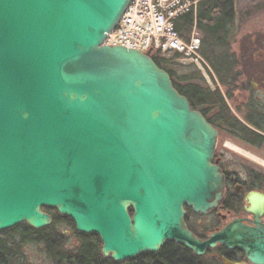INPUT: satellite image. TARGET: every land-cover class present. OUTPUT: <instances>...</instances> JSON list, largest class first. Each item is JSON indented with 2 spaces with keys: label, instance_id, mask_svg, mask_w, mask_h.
I'll list each match as a JSON object with an SVG mask.
<instances>
[{
  "label": "water",
  "instance_id": "1",
  "mask_svg": "<svg viewBox=\"0 0 264 264\" xmlns=\"http://www.w3.org/2000/svg\"><path fill=\"white\" fill-rule=\"evenodd\" d=\"M130 1L0 0V232L49 227L48 208L114 262L219 242L264 264L261 192L245 196L252 226L187 229L184 207L223 197L217 130L147 54L104 44Z\"/></svg>",
  "mask_w": 264,
  "mask_h": 264
},
{
  "label": "flooded vegetation",
  "instance_id": "2",
  "mask_svg": "<svg viewBox=\"0 0 264 264\" xmlns=\"http://www.w3.org/2000/svg\"><path fill=\"white\" fill-rule=\"evenodd\" d=\"M239 17L234 5L232 20L221 21V34L216 42L207 43L196 29L202 61L200 67L191 64L186 70L185 97L187 101L193 100V95L199 93L200 102L195 100L194 110L201 112L217 130L212 161L224 177L223 197L214 210L203 214L184 207L185 225L200 242L235 219L252 226L253 216L245 210V196L251 191L264 194V180L254 170H247L243 164L232 167V162L225 158L226 150L220 149L216 156L223 138L250 147L262 146L264 141V26L256 23L253 16L246 21ZM196 70L202 78L196 77ZM209 97L216 104H209ZM241 208L244 213L234 212ZM261 221L264 224V214ZM152 254L151 261L142 260L139 264H171L167 260L171 257L180 260V264H251L243 251L228 249L219 242L213 247L206 246L202 254L174 242H165Z\"/></svg>",
  "mask_w": 264,
  "mask_h": 264
},
{
  "label": "trees",
  "instance_id": "3",
  "mask_svg": "<svg viewBox=\"0 0 264 264\" xmlns=\"http://www.w3.org/2000/svg\"><path fill=\"white\" fill-rule=\"evenodd\" d=\"M235 0H200L196 10V29L206 42H216L221 34V21L232 20L233 7ZM175 30L179 35L187 40L193 27V16L191 12L184 13L177 17L174 21ZM147 55L157 64L158 67L164 69L170 76L175 89L183 96L187 95L185 78L188 66L175 67L168 65V60L160 58L157 52H147ZM196 77H201L198 70L195 71ZM199 93L193 95V100H189L191 108L197 107L196 101H200ZM196 100V101H195ZM209 104H216L210 97ZM223 110V109H221ZM264 142V141H263ZM52 216V224L49 227L34 230L27 224H20L10 230L0 232V264H11V262L19 261L18 251L25 242L43 243L48 256L53 259L56 264H139L142 260L151 261L153 254H141L134 258L114 262L109 257L101 255V241L96 234H82L75 230L72 220L66 216L58 214L53 209L43 208ZM63 224L73 230L75 235L80 239L79 245L75 250L68 251L63 248L60 241L61 233L56 226ZM19 240H16V235ZM166 250V249H164ZM171 264H180L175 257L169 259Z\"/></svg>",
  "mask_w": 264,
  "mask_h": 264
},
{
  "label": "built area",
  "instance_id": "4",
  "mask_svg": "<svg viewBox=\"0 0 264 264\" xmlns=\"http://www.w3.org/2000/svg\"><path fill=\"white\" fill-rule=\"evenodd\" d=\"M199 0H131L116 29L105 43L141 52L154 51L162 57L191 61L199 65V38L193 30L188 41L175 30V19L187 12L195 15Z\"/></svg>",
  "mask_w": 264,
  "mask_h": 264
},
{
  "label": "rangeland",
  "instance_id": "5",
  "mask_svg": "<svg viewBox=\"0 0 264 264\" xmlns=\"http://www.w3.org/2000/svg\"><path fill=\"white\" fill-rule=\"evenodd\" d=\"M234 5L236 7L237 13L240 15L239 17L240 20H243V21H246L248 19L251 20L253 16V19L255 20L256 23L260 24L261 26H264V0H235ZM247 16L249 18L245 19V17ZM158 55L160 58L168 60L169 62L168 65H174L175 67L189 66L191 64L193 65V63L190 61L178 60L177 56L168 58V57H162L160 53ZM186 72L187 71H185V73ZM209 85L211 86V83H209ZM227 142L231 143L233 141L227 138L220 139V142L218 145L219 147L217 149L218 153H216V156L220 154V149L226 150L227 154L225 155V158L229 159L230 162H232L233 164L232 167L237 168L239 164H243L247 167V170L248 169L249 171L254 170L264 180V166L231 150L225 145ZM233 143H235L234 145L240 147L241 149H244L264 159V142L262 146H256V147H250L247 144L243 145L235 141ZM240 177L243 178L244 176L240 175ZM234 212L244 213L242 208ZM56 229L59 231V233H61L62 237L60 238V241H62L63 248L68 251L75 250V248H77V246L79 245L80 239L77 237V235H75L73 230H71L70 228H68L67 226L63 224L57 225ZM15 235H16V240H19V235L17 234ZM18 257L20 258L19 261H17L18 264H56L53 261V259H51L48 256L44 244L33 242V241L25 242L22 244V246L19 248V251H18Z\"/></svg>",
  "mask_w": 264,
  "mask_h": 264
},
{
  "label": "bare ground",
  "instance_id": "6",
  "mask_svg": "<svg viewBox=\"0 0 264 264\" xmlns=\"http://www.w3.org/2000/svg\"><path fill=\"white\" fill-rule=\"evenodd\" d=\"M226 145L231 150H233V151H235V152L247 157L248 159H250V160H252L254 162H257V163H259V164L264 166V159L254 155V154H252V153H250V152H248V151H246L244 149H241V148H239V147H237V146H235V145H233L231 143H227Z\"/></svg>",
  "mask_w": 264,
  "mask_h": 264
}]
</instances>
